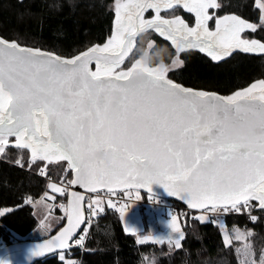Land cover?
Segmentation results:
<instances>
[{"label":"snow or ice","instance_id":"6c2138e0","mask_svg":"<svg viewBox=\"0 0 264 264\" xmlns=\"http://www.w3.org/2000/svg\"><path fill=\"white\" fill-rule=\"evenodd\" d=\"M179 7L193 14V25L174 14ZM218 7L217 0H115L107 41L67 60L0 38V152L15 137L33 160H66L70 183L90 192L120 186L150 190L155 183L193 209L264 210V80L219 97L169 79V70L182 63L178 58L152 66L146 58L154 41L132 60L138 35L150 30L169 41L177 56L189 49L213 61L235 49L264 53V43L241 36L257 25L236 15L217 17L210 30L209 9ZM149 9L155 15L145 19ZM168 9L170 18L160 14ZM82 199L69 193L67 206L61 205L67 225L31 255L68 246L84 219ZM170 227L180 232L175 217ZM83 240L81 235L75 243ZM174 243L180 247L179 239Z\"/></svg>","mask_w":264,"mask_h":264},{"label":"trees","instance_id":"16d2710c","mask_svg":"<svg viewBox=\"0 0 264 264\" xmlns=\"http://www.w3.org/2000/svg\"><path fill=\"white\" fill-rule=\"evenodd\" d=\"M114 2L0 0V38L16 39L22 46L38 47L63 59H72L107 41L115 18ZM217 3L220 7L216 16L236 15L256 24L255 32L246 31L243 36L264 43V25L256 0H217ZM147 39V35L136 39L132 60L141 55ZM174 54L175 51L172 52L165 43L157 45L151 52L150 63H168ZM179 57L182 63L167 76L173 82L196 91L225 97L264 80V53L236 50L218 61L197 52H184ZM5 150L6 153L0 157V237L7 241L11 237L16 243L34 240L28 235L36 230L38 223L28 201L39 199L46 191V181L38 174L42 172L43 177L68 182L72 178V170L65 162H34L26 149L6 147ZM55 200L67 206V197L57 194ZM55 211L59 212L58 209ZM64 222L65 218L50 233L37 240L52 236ZM180 223L184 238L179 240L180 247H176L174 240L152 238L164 232L155 233L152 239L126 234L117 213L102 211L90 228L85 243L79 247L74 244L75 248L64 255L79 259V264H240L237 244L224 243L216 222L195 219ZM223 223L228 229L249 232L250 252L256 261L263 258L264 264L261 220L238 216L227 218ZM252 259L247 257L245 264H251ZM34 264H63V261L54 255Z\"/></svg>","mask_w":264,"mask_h":264},{"label":"rangeland","instance_id":"374dc122","mask_svg":"<svg viewBox=\"0 0 264 264\" xmlns=\"http://www.w3.org/2000/svg\"><path fill=\"white\" fill-rule=\"evenodd\" d=\"M262 1L264 2V0H256V4L260 8V10H261L260 5H264V3H262ZM114 3L112 4L113 10H114ZM216 10H217V8L209 9V13L212 14V16H213L211 21L214 22V25H213L214 27L212 26L214 29H215V19L218 17V16H216ZM114 14H115V11H114ZM223 16H225V15H223ZM219 17H221V16H219ZM114 20H115V18H114ZM261 23L264 25V21H261ZM246 31H251V30L246 29L243 33H241L242 38H245L243 36V34ZM147 38L148 39L144 45V49H147L148 41L149 40L152 41V39H151L152 36L147 35ZM236 50H239V49H235L232 52H234ZM151 52H152V50H151ZM141 55H143V51L141 52ZM139 57H137V58H139ZM126 64L128 67H130L131 61L126 62ZM124 67H125V65H121L122 69ZM92 70L94 71L95 68H92ZM10 139L13 141V139L9 137V140ZM6 145H4V152H0V157L6 153V150H5ZM29 153H30V158L32 159L31 151ZM32 161L38 162V163L39 162L40 163L41 162L42 163L65 162L66 163L65 165L68 166V163L66 160H55V159L42 160L40 158H37L35 160L32 159ZM50 185H52V184H50ZM50 185L48 186V191H45L39 199H36L33 202L29 201V205H31V207L33 209V214H34V216L37 220V223H38L36 230L28 235L29 239L37 240V239L43 238L48 233H50L56 226H58L62 222V220L66 217L65 211L61 207L62 204L60 202H56V200H55L56 195L58 193L54 192L52 190V188L50 187ZM46 186H47V184H46ZM64 206H66V205L64 204ZM55 209H58L59 212L55 211ZM122 210L123 209H118L117 214H118V218L120 220L121 226L123 228V231L126 234H131V235H135L139 238H144V237H152V235H154L157 232H164V233L171 232V233H173L171 230V227H170L172 218L169 220H159V219L152 217V216H145L144 217V215L141 212H139L140 210H138V209H135L132 212H127V211L123 210L124 215L122 216L121 215ZM1 214L2 213L0 212V215ZM143 217L145 219H143ZM216 223L219 225L224 243L226 245L233 244V243L237 244L238 258H239L240 264H245L244 260L247 257H250V259L253 258L251 264H262L263 258H260L259 261H256L252 255V253L250 252V242H249V238H250L249 235L250 234H249V232H244L243 230L238 229V228L228 229L224 225V223L221 221H218ZM176 224H177V227L180 229L181 223L177 219H176ZM41 225H43V227ZM146 226H147V229L145 228ZM128 228L134 230L135 232L127 231L126 229H128ZM159 237L160 238H158V239L163 240V238L161 236H159ZM164 239L169 240L167 237H164ZM57 255L63 261V264H79L80 263L79 259H77L75 257H70V256L66 257L64 255V253H59Z\"/></svg>","mask_w":264,"mask_h":264},{"label":"built area","instance_id":"2783aa9c","mask_svg":"<svg viewBox=\"0 0 264 264\" xmlns=\"http://www.w3.org/2000/svg\"><path fill=\"white\" fill-rule=\"evenodd\" d=\"M262 3H264L262 1ZM39 177L43 178L46 181V191H48V186L50 184H55L60 187L63 191L62 193H58L61 197H67L69 192L72 190V186L70 181L68 182H58L54 181L51 178L43 177L42 172L38 174ZM139 196L140 199H136ZM28 200L26 199V202ZM93 201H99V206ZM29 202V201H28ZM111 202V206H109ZM253 205H256V202H252ZM118 209H123L127 212H132L135 209L140 210L144 216H152L159 220H169L172 217H175L179 221H192L195 219H200V217H204L201 221H212L216 222L221 221L224 222L225 219L230 217H248L250 220L251 216H256L257 219L261 220V225L264 229V210L258 208V206L252 207L250 210H244L241 207L239 212L234 210H230L228 212H224L220 210L219 212H211V211H194L187 206L164 198L148 195L141 193L138 190H122L119 192H108V191H98L94 193H85L84 200V224L80 234L77 236L75 240H79L80 236H84V240L82 245L85 243V240L88 236V232L90 228L95 224L96 220L100 212L106 211L108 213H117ZM93 210L95 213L93 214ZM207 219V220H206ZM87 229V231H85ZM9 240H5L0 237V249L4 248L8 245L16 243L15 239L8 238ZM76 246H80L81 244L73 243ZM81 245V246H82ZM83 249H81L82 251Z\"/></svg>","mask_w":264,"mask_h":264},{"label":"water","instance_id":"95a60500","mask_svg":"<svg viewBox=\"0 0 264 264\" xmlns=\"http://www.w3.org/2000/svg\"><path fill=\"white\" fill-rule=\"evenodd\" d=\"M140 34L138 35L137 38H139L140 36L144 35ZM79 56V55H78ZM128 58L126 57V60ZM92 64V63H91ZM91 64L89 65V68L91 69ZM216 94V93H215ZM219 97H223L219 94H216ZM73 179V175L71 180ZM72 190L70 191L71 193H77L79 195H81L83 197V199L81 200V211L84 215V200H85V193H94V192H90L87 189L81 187L79 184H72ZM122 190H138L141 193L144 194H148V195H152V196H156V197H160V198H164L167 200H172L178 203H181L185 206H187L188 208H190L187 204V202L185 200H181L180 198L176 197V196H170L165 189L159 185V184H155L153 183L152 185H150V190L148 189H136V188H124L122 186L120 187H115L111 192H119ZM98 191H108L110 192L107 188H98L95 192ZM69 192V193H70ZM69 196V194H68ZM68 196H67V203H68ZM194 211H203L205 209H193L190 208ZM84 219H85V215H84ZM84 219L81 222V225L76 229V231L73 233V237L70 238V240L68 241V246L65 248H59L56 246H53L51 248V250H44V251H40L39 255H31L32 251L36 248L37 245H44L47 242L53 241L58 234L61 232V230L67 225V216L65 217V222L63 224V226L52 236L46 238V239H41V240H21L17 243L8 245L4 248L0 249V264H34L37 261L43 260L44 258L50 257V256H54L57 255L59 253H65V252H69L72 251L75 246L73 244L74 240L77 238V236L80 234L83 224H84ZM182 234V235H181ZM159 236H161L164 240V237H167L168 239L171 238V240H182L184 238V234L182 231H180L179 233H165V234H160L158 236H154L152 238L156 239V240H162V239H158L160 238ZM151 237H149L148 239H152ZM170 240V239H169Z\"/></svg>","mask_w":264,"mask_h":264},{"label":"flooded vegetation","instance_id":"af4514ba","mask_svg":"<svg viewBox=\"0 0 264 264\" xmlns=\"http://www.w3.org/2000/svg\"><path fill=\"white\" fill-rule=\"evenodd\" d=\"M162 16H166V17H169L170 18V15L172 14V10L171 9H168V10H164L160 13ZM175 15H179L181 16L182 19L185 20L186 23H188L190 26L194 24L195 22V17L193 16V14L191 13H188L185 9H183L182 7H179L177 8V10L175 11L174 13ZM155 15V13L149 9L148 11L145 12L144 14V18L145 19H151V17ZM219 17V16H218ZM212 20V19H211ZM210 20L209 24H210V30H214V22H212ZM213 26V27H212ZM144 35H149V36H152V41H154V47H156L157 45H160V44H163L165 43L170 49L172 52L175 51V54L173 55V57L170 59V61L167 63V64H171L172 63V59L175 57V58H178L180 60V54L181 53H184V52H197V53H202V54H205L207 55V53H203V52H200L198 49H189V50H185V51H182L178 54L177 56V53H176V49L171 45V43L169 41H165L162 37H160L157 33L153 32V31H149L148 33H145ZM143 36V35H142ZM141 37V36H140ZM153 50V49H152ZM208 56V55H207ZM210 57V56H209ZM158 63H161V62H158ZM164 63V62H163ZM152 66H155V64H153ZM92 68H95V63L93 62L91 64V70ZM178 67H173L172 69L169 70V72L171 71H174L176 70ZM168 72V73H169ZM167 73V75H168ZM13 139V141L10 139L6 145V147H13V148H16V149H19V147L16 146L15 144V137H10ZM23 149H26L30 152L29 149L27 148H23ZM43 160V159H42Z\"/></svg>","mask_w":264,"mask_h":264},{"label":"clouds","instance_id":"9594fccd","mask_svg":"<svg viewBox=\"0 0 264 264\" xmlns=\"http://www.w3.org/2000/svg\"><path fill=\"white\" fill-rule=\"evenodd\" d=\"M148 60V62H150V58H146Z\"/></svg>","mask_w":264,"mask_h":264}]
</instances>
